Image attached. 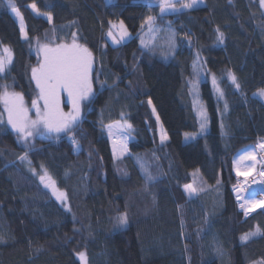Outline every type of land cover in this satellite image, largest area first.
Masks as SVG:
<instances>
[{
    "label": "trees",
    "instance_id": "16d2710c",
    "mask_svg": "<svg viewBox=\"0 0 264 264\" xmlns=\"http://www.w3.org/2000/svg\"><path fill=\"white\" fill-rule=\"evenodd\" d=\"M13 2L27 38L7 0H0V46L14 55L0 85L27 101L36 98L31 69L40 58L34 47L53 25L55 37L69 40L75 33L92 52L95 93L73 132L36 139L31 149L5 120L0 123V264H83L80 252L87 264H261L264 207L245 216L233 189L239 182L235 158L264 142V101L253 96L264 88L260 0H203L163 14L159 0ZM148 16L155 17L149 35ZM119 20L132 38L115 46L106 33ZM194 83L210 127L185 142V133L200 129ZM119 121L132 125L122 159L115 158L106 133ZM161 127L168 136L163 143ZM25 151L31 165L19 158ZM44 169L66 193L64 203L40 182ZM186 184L198 191L190 195ZM123 213L128 224L117 227ZM257 227L258 235L241 239Z\"/></svg>",
    "mask_w": 264,
    "mask_h": 264
},
{
    "label": "snow or ice",
    "instance_id": "6c2138e0",
    "mask_svg": "<svg viewBox=\"0 0 264 264\" xmlns=\"http://www.w3.org/2000/svg\"><path fill=\"white\" fill-rule=\"evenodd\" d=\"M7 2L12 12L20 17L21 32L24 34L25 38H27L19 9L15 6L13 0H7ZM202 2L203 0H185L180 8H177L172 0H159V7L163 14L166 10L181 11L182 9H193ZM260 4L264 6V0H260ZM31 7L39 12L35 4H32ZM45 15H48L49 20H51L50 14L46 13ZM154 20L155 17L148 16L145 21V23L149 24L150 30ZM117 27L119 28V38H117L111 30L107 35L112 37L115 43L119 44L129 33L123 21L119 22V26L113 24V28ZM216 32V40L218 43L222 44L224 42V33L220 31L219 28L216 29ZM170 46L173 48L175 47V33H172L170 36ZM40 50L43 52V60L38 66L31 69V79L35 81L36 89L38 90L36 98L31 101V107L25 102L23 93L9 91L7 84L0 85V89H2V91H0V104L3 105L4 111L7 113V124L18 134V140L23 143L26 149H31L32 147V140L30 138L34 139L36 136L45 138V132L57 134L61 132H73L81 117V102L89 99L93 95L92 70L94 58L92 52L86 46L77 42L75 33H73V40L71 43H62L55 46L43 45ZM12 61V50L8 47L0 48V78H3L4 74L9 71ZM228 75L231 83L235 88L239 89L240 84L236 76L232 73ZM213 85H216L215 77H213ZM193 87H196L195 83ZM217 90L220 91V95H223L221 90ZM63 93L67 94V103L71 104V110L68 112H65L62 107L61 97ZM258 94L264 97V89H261ZM148 103L151 104V100H149ZM225 108H227V103H225ZM153 111H155L154 108ZM200 115L202 117L200 128L201 131H203L207 126V117L204 112H201ZM157 119H159V117H157ZM0 123H4L3 113H0ZM127 127L131 128L132 125L127 124ZM108 129L109 135H112V125H109ZM189 135L190 134L185 133L186 138ZM166 139V135L162 134L161 142L163 143ZM73 142L77 143L75 139H73ZM259 148L264 151V142L259 144ZM126 151L127 147L125 144L122 146V151L117 155V158ZM19 158L22 161H27L28 164L31 165L27 151ZM245 160L256 161L264 165V157H262L260 161H257L255 152H246L239 160L235 161L236 175L238 177H247L252 169L255 168V164L243 165L242 162ZM30 170L33 174H37L35 169ZM144 170L148 180L154 179L147 169ZM258 175L264 177V170L260 171ZM39 180L44 184L45 188H50L52 190V194L57 200L61 201V203L67 200L66 193L57 189L55 181L51 178L46 169H44L42 175H39ZM217 183L219 184V181H217ZM247 183V179H245L243 183H238L233 186L237 200L243 201L239 206L244 210L245 216L249 215V213L254 211L257 207H264V200L257 199L255 192H250L247 197L242 195V193L246 191L245 186ZM184 187L190 195L198 191L192 184H186ZM70 210L69 208V211ZM127 224V213L120 214L115 218V225L117 227H125ZM259 233L260 229L257 227L256 231L244 234L241 239L246 241ZM0 241H2V238H0ZM78 255L80 260L83 261L84 264H87L86 253L80 252ZM261 264H264V261H262Z\"/></svg>",
    "mask_w": 264,
    "mask_h": 264
},
{
    "label": "rangeland",
    "instance_id": "374dc122",
    "mask_svg": "<svg viewBox=\"0 0 264 264\" xmlns=\"http://www.w3.org/2000/svg\"><path fill=\"white\" fill-rule=\"evenodd\" d=\"M172 2L175 3V5H176L177 8H180L181 4L183 2H185V0H172ZM178 2H180V3L178 4ZM202 4H203V2L200 3L196 7H199ZM196 7H194V8H196ZM183 10H185V9H182L181 11H183ZM35 12H36L37 15L44 16V17H46V18L49 19L48 15H45V14H43L41 12H37V11H35ZM169 12H177V11H167V10L165 11V13H169ZM11 13L14 16L13 18H15L16 21L18 22V24L20 26V29H21V19H20V17H18L15 13H13L12 10H11ZM20 14H21V12H20ZM21 16H22V14H21ZM22 19H23L24 32L27 33V28H26L27 26H26V22H25L23 16H22ZM50 21H52V18H51ZM120 21H122V20L111 22L110 23V26H109V30H108V32L111 30L113 32V34L115 36H117V38H119V28L118 27L117 28H113V24L119 26V22ZM123 24L125 26V23L124 22H123ZM146 24L148 26L147 32H146L147 35L153 34L154 33V29H153L154 22L151 25V30H150L149 24L148 23H146ZM125 28L127 29L126 26H125ZM53 29H54V27L52 25L51 28L46 31L44 37L42 39H38L37 42H36V44H35V47H34L35 48V52H36V54L40 58L39 63L43 60V52L40 50L43 45L55 46L57 44H62V43H71L72 40H73V37H71V39H69V40H65L64 37L63 38L55 37V32H54ZM127 32L129 33V35L126 36L123 40H121L119 44L115 43L113 41L112 37L108 36L107 33H106V38H107V40L112 45H115V46L117 45L118 46V45H121V44H123L125 42L127 43V41H129L132 38V34H131V32L128 29H127ZM22 35H23V38H25V36H24L23 33H22ZM166 36H167V33L166 34H163V36H161V37L165 38ZM182 40H185L186 41V38L184 36H182ZM77 42L79 44H81L78 40H77ZM0 48H3V46H0ZM93 58H94V56H93ZM13 59H14V55H13ZM94 65H95V60H94V63H93V70H94ZM93 70H92V76H93ZM212 80H213V77H212ZM92 88H93V95L91 97H93L94 96V93H95L93 81H92ZM215 89H216L215 92L217 93L218 97L220 99H222V95H220V91L217 90V89H219V87L217 85V82H216V85H215ZM261 89H264V88H261ZM261 89H258L257 91H255L254 94H253V96L261 99L262 101H264V97H262V96H260L258 94ZM15 92H19V91H15ZM192 93H193V96H194V107H195V110L197 112L196 114H198V116H199L200 124H201V120H202V117H201L200 113L201 112H204L205 115H206V117H207V126H206V128L203 131H201V128H200L198 132H187L190 135L187 138L185 136V138H184L185 139V142H189L190 140H193L199 134H204L209 129V127H210L208 111H207L204 103H202V97H201V93L202 92L200 91V87H198V86H196L195 88L193 87V92ZM66 97H67V94L66 93H63L62 94V97H61V99H62V107H63V109H64L65 112H68V111L71 110V104L70 103H67ZM91 97L88 100H90ZM24 99H25V102L28 104V106L31 107V101L32 100L31 101H27V99L25 98V96H24ZM85 101H87V99L86 100H83L81 102V117H80V120H79L78 123H80L81 120H82V118H83V109L82 108H83V104H84ZM33 113H34V110H33ZM33 118H34V115H33ZM4 120L7 123V113L5 111H4ZM127 124H128V122H121V121L115 122L113 124H110V125H112V135H109L108 126L106 127V133H107V135L111 139V144H112V148L111 149H113V153H114V147H115V154H114V156H115L116 159H119V158L122 159V157L126 156L129 153V145L131 144L133 138H131V129L127 127ZM53 134H57V133L45 132L44 133L45 139L48 140V138L52 137ZM162 134L163 135H166V137H168L167 134H166V132L164 131V129H162V127H161V135ZM39 138H41V137L40 136H36L34 139H32V138H30V139L33 142V141H35L36 139H39ZM166 140H164V141H166ZM114 141H115V145H114ZM125 144H126V147H127V151L124 152L122 155H119V158H117V155L119 153H121V151H122V146L125 145ZM259 144H258L257 147H251V148L247 149L246 151H244L241 155H239V156H237L235 158V161L239 160V158L241 156H243L246 152H249V151L255 152V154L257 156V161H260L261 158H262V155H264V151H262L259 148ZM242 164L243 165H252V164H255V168L252 169V171L247 175V177H245V176H239V182L238 183H243L245 181V179H247V182H248L247 185L245 186L246 187V191L244 193H242V195L245 196V197H247L250 192H255L257 199L264 200V177L258 175V173L260 171L264 170V165H262L261 163H258L256 161H251V160H245V161L242 162ZM242 202L243 201H241L239 203H242ZM258 209H260V207H257L254 211H256ZM254 211H252V212H254ZM83 264H84V262H83Z\"/></svg>",
    "mask_w": 264,
    "mask_h": 264
},
{
    "label": "built area",
    "instance_id": "2783aa9c",
    "mask_svg": "<svg viewBox=\"0 0 264 264\" xmlns=\"http://www.w3.org/2000/svg\"><path fill=\"white\" fill-rule=\"evenodd\" d=\"M262 157H264V155H262ZM243 210V209H242Z\"/></svg>",
    "mask_w": 264,
    "mask_h": 264
},
{
    "label": "water",
    "instance_id": "95a60500",
    "mask_svg": "<svg viewBox=\"0 0 264 264\" xmlns=\"http://www.w3.org/2000/svg\"><path fill=\"white\" fill-rule=\"evenodd\" d=\"M235 194H236V192H235ZM238 202H241V201H238Z\"/></svg>",
    "mask_w": 264,
    "mask_h": 264
}]
</instances>
